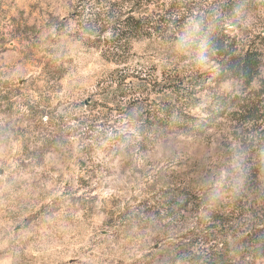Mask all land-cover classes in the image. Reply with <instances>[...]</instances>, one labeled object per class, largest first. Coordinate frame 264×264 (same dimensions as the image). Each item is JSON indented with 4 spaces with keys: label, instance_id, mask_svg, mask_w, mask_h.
<instances>
[{
    "label": "rangeland",
    "instance_id": "obj_1",
    "mask_svg": "<svg viewBox=\"0 0 264 264\" xmlns=\"http://www.w3.org/2000/svg\"><path fill=\"white\" fill-rule=\"evenodd\" d=\"M178 1L258 57L250 85L187 52L174 18L161 25ZM225 9L0 0V264H264L247 241L264 231V0ZM126 17L144 30L113 50ZM173 81L180 119L204 121L219 101L223 116L199 135L151 132Z\"/></svg>",
    "mask_w": 264,
    "mask_h": 264
},
{
    "label": "trees",
    "instance_id": "obj_2",
    "mask_svg": "<svg viewBox=\"0 0 264 264\" xmlns=\"http://www.w3.org/2000/svg\"><path fill=\"white\" fill-rule=\"evenodd\" d=\"M222 1L226 6L225 11L240 12L250 8L256 0ZM177 4L180 6L177 8V11L167 12L168 19L163 22L161 21V25L164 23L169 29L172 22L170 18H174L173 25L176 27L174 32L177 35L183 36V38H185L188 42H186L187 52H193L192 50L195 47H200V49L208 52L207 55L213 56V61H215L220 70L231 73L236 78H240V80L246 85H250L258 73V57L250 51H241V53H237L234 40L225 33V29L222 25L223 19L221 17H211L209 19L205 17L207 11L203 12L204 15H199L200 13L194 15L191 10L186 13L188 9L186 8V5H184L185 3H180L179 1L178 3H174V5ZM102 14L105 18H108V21L110 18H114V15L116 16L115 11L111 6H109L107 11ZM120 15L121 13H118L119 18H121ZM186 18H190L189 22H184ZM191 19L193 20L191 21ZM142 23V21L133 20L132 18L129 19L128 17L122 21L117 20L113 26V29L111 28V31L113 32L114 36L116 35L120 38H116V41L114 40L113 50L118 51L124 48L125 44H121L120 40L122 39V36L125 34L126 30H133L134 32L144 30ZM166 27L164 26V29H167ZM148 29L154 30L156 28L153 29L152 25ZM172 83H174L173 87H170L169 89L172 96L171 104L159 109L156 111V113H153L154 122L149 125V130L151 132H156L159 130L165 131L168 129H184L194 135H199L204 131L209 130L211 122L219 117H222L225 110L227 109L228 104L226 105L225 102L223 103L222 101H219L216 107L208 109V118L204 121L194 120L189 117L184 121L180 119L182 117V110H180L182 107L180 92H182L184 88L181 87L180 83L177 84L175 81ZM247 241L249 243V247L255 254H257L256 257H264L263 230H258L256 233L250 234L247 237Z\"/></svg>",
    "mask_w": 264,
    "mask_h": 264
}]
</instances>
